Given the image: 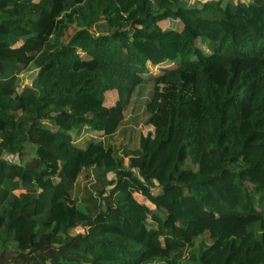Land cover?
Listing matches in <instances>:
<instances>
[{
    "label": "trees",
    "instance_id": "trees-1",
    "mask_svg": "<svg viewBox=\"0 0 264 264\" xmlns=\"http://www.w3.org/2000/svg\"><path fill=\"white\" fill-rule=\"evenodd\" d=\"M151 67L126 169L103 140ZM89 170L114 175L93 210L61 203ZM199 238L197 264H264V0H0V264H177Z\"/></svg>",
    "mask_w": 264,
    "mask_h": 264
},
{
    "label": "rangeland",
    "instance_id": "rangeland-1",
    "mask_svg": "<svg viewBox=\"0 0 264 264\" xmlns=\"http://www.w3.org/2000/svg\"><path fill=\"white\" fill-rule=\"evenodd\" d=\"M207 1H222L223 4H225L227 1L230 0H179L180 4H182L184 7L192 8V7H202V5ZM237 1V0H234ZM245 3H251L253 0H239ZM179 28H182L180 25ZM92 31L95 35L97 34H106L109 33V29H107V26L104 21H99L96 25L93 26ZM74 31H70L68 33L69 37L73 34ZM198 46L206 52L207 55L210 54L207 47L202 46L201 43L198 44ZM160 69H154L151 67V71L148 74L143 75L144 83L139 86L136 91L133 94L131 103L128 105L126 112H125V122L123 123V127H121L120 132L116 135L106 138L103 140L105 145L109 146L112 145L116 149V156L120 163L123 165L124 168L129 169L130 168V156L131 152H134L139 147V138L138 134L136 137V133L140 132L141 127L144 128V125L148 123V125L144 128V134L145 137L152 135L151 128L149 121L151 120V115L146 110L147 102L150 99L149 95L146 96V94H151L152 90V78L158 74ZM38 74V68L35 65H31L28 69H24L20 75L19 80L21 82L22 86H30L35 79V77ZM98 139L99 134L96 132H88L87 130H83L80 134V137H76V143L80 147H87L88 144L93 139ZM29 157L26 161L31 159L33 157V149L32 146H29L28 148ZM7 159H13L15 161H18V158H12L10 156L6 157ZM102 176V179L100 177H97L91 170L89 171H83L81 174L77 175L75 178V188L70 193L69 197H64L60 201L61 203L66 204H76V206L79 208V210L83 212H89L90 210H93V203H85L84 198L88 196V194L96 195L98 196V193L103 190L104 188H109V186L106 187L107 183L110 181V179L114 178V175L112 173H109L108 176L105 174H100ZM18 195L22 194V192H17ZM83 232L81 228H79L77 231ZM74 232V234H76ZM203 243L205 241L202 238H199L195 245L193 246V249L187 250L185 253V256L182 260V262H178L177 264H197L196 258L199 254L200 248L203 246ZM184 262V263H183ZM171 262H167L164 260H155L148 264H171Z\"/></svg>",
    "mask_w": 264,
    "mask_h": 264
}]
</instances>
